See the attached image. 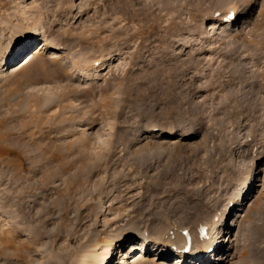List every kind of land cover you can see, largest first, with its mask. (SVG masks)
Segmentation results:
<instances>
[{"label":"rangeland","instance_id":"rangeland-1","mask_svg":"<svg viewBox=\"0 0 264 264\" xmlns=\"http://www.w3.org/2000/svg\"><path fill=\"white\" fill-rule=\"evenodd\" d=\"M115 1L0 0V249L11 231L19 234L14 247L20 249L2 254H23L28 245L37 249L28 264H100L107 241L135 225L152 242L142 245L139 234L118 243L110 264H171L178 255L161 256L154 232L161 220L173 236L188 228V246L199 247L196 231L180 228L193 226L192 216L172 211L205 187V202L215 201L210 215L199 219L207 229L203 239L226 221L220 264H264V243L250 240L253 224H262L253 210H264V0H144V7L155 3L150 22L143 15L124 20ZM231 10L236 15L227 18ZM143 26L145 35L138 31ZM235 46L240 57L230 53ZM28 53L35 58L27 64ZM197 62L186 80L176 81L186 91H202L190 101L202 111L204 129L182 139L193 118L172 111L177 106L166 101L168 79L160 88L150 77L161 69L177 76ZM237 66L246 68L244 83L212 85ZM251 82L256 85L248 87ZM241 86L250 92L242 106L258 109L253 117L228 101ZM182 89L174 93L186 108ZM170 124L176 134L147 132L150 125ZM248 171L252 181L243 202L239 192ZM25 189L32 192L21 197ZM61 203L68 219L50 214L45 230H62V238L36 241L29 229L40 227L47 210ZM24 207L26 219L17 211ZM203 248L206 260L212 258V247ZM197 252H186L184 264L201 260ZM0 264L7 261L0 258Z\"/></svg>","mask_w":264,"mask_h":264},{"label":"bare ground","instance_id":"bare-ground-1","mask_svg":"<svg viewBox=\"0 0 264 264\" xmlns=\"http://www.w3.org/2000/svg\"><path fill=\"white\" fill-rule=\"evenodd\" d=\"M157 2H159V1H157ZM115 3H117V8L126 16L125 17V19L124 20H126V21H134L137 17H139V16H145L146 18H145V20L147 19L149 22L151 21V19L149 20L148 18H149V16H151L152 14H153V8H154V6H155V3H150L149 4V6L148 5H146L145 7L147 8H145L144 7V0H116L115 1ZM249 9L248 10H250L251 8H252V5H251V3L249 4ZM136 7H138V8H136ZM248 10H247V12H248ZM237 13L239 12L238 11V9L237 10H235ZM236 15V13L234 12V11H228V15H227V18H229L230 16H232V15ZM147 21V22H148ZM149 26V25H148ZM152 26V25H151ZM146 29H147V26L145 27ZM144 28V26L143 27H141L140 28V30H138L139 31V33H141V32H143L144 33V35H145V32H146V29ZM167 28H169V27H167ZM214 28H216V23L215 24H213L212 26H211V29H214ZM230 28V27H229ZM234 28V27H233ZM153 29H155V27L154 28H152V30ZM168 30V29H167ZM145 31V32H144ZM155 31V30H154ZM156 31H158V30H156ZM155 34V33H154ZM141 36V35H140ZM30 39L31 38V36H27V39ZM263 42V41H262ZM264 43V42H263ZM42 43H40V45H41ZM44 45H46L45 43H44ZM43 47H41V49H42ZM230 53H232V56H236V57H240L241 56V53H240V47L238 46V47H234V48H232V50L230 51ZM37 56L39 57V55H40V52H37ZM256 55V54H255ZM28 56H30V58H28L29 60L27 61V64L28 63H30L32 60H34V58H35V56L34 55H30L29 53H28ZM25 57V56H24ZM194 59V58H193ZM37 60H38V58H37ZM198 63V65H193V64H188V65H186V67L183 69V71H181V73H179L177 76H175L174 75V73H171L170 72V74L169 75H166L165 74V70L164 69H161V70H163V72H161V71H157L156 73H154L153 75H151V77H150V79L152 80L151 82H154V85H157L158 87H162V85L163 84H165V80H167L168 79V82H166V84H167V89H168V92L169 93H167V98H166V101H168V102H170V103H174V102H176V109L175 110H172V111H176V110H178L176 113L177 114H179V115H181V114H184L185 112L190 116V117H192L193 119H191V121H190V123L189 124H192L193 126H192V128H187V129H185L184 131H182V133H181V138L182 139H188V138H191L195 133H198V132H201L203 129H204V125H203V122H204V118H203V114H202V111H200V110H198V106L195 104V103H193V102H191L190 101V99H192L195 95H197V94H199L200 92H202V91H200V89H197L196 87H194V86H189V88L190 87H192L193 89H187L188 91H186V90H184V88L182 89V87L181 86H178L177 85V81H183V80H186V77L189 75V73H191L193 70H195V69H198L199 68V65H200V63L199 62H197ZM42 66V65H41ZM95 69V68H94ZM244 69H246L245 67H243L242 66V68H240V67H236V68H232V70H230L231 71V75L229 76V74L227 75L228 76V78H224V77H226V76H224L223 78H224V80L225 79H227V80H223L222 78H221V81L219 80V83H217V82H214V83H212V85H218V87H226V86H230V85H234V84H237L236 83V81H237V79H239L240 81H241V84L242 83H244V81H246V78H244L245 80H243V78H242V75H244V73L242 74V72L244 71ZM92 69H87L86 70V72H85V74L86 75H88L89 73H90V71H91ZM225 75V74H224ZM176 77H177V81H176ZM245 77V76H244ZM222 80H223V82L225 83V85H222V84H220V83H222ZM248 80V79H247ZM254 82V81H253ZM253 82H251L249 85H248V87L249 86H252V87H254L255 85H256V83L255 84H253ZM246 85V86H247ZM242 87V86H241ZM182 89V91L180 92L181 94H183V97H184V95H185V97H184V100L186 99V101H187V105H188V107H186V108H184V102H182V100H183V98H181V97H179V95L180 94H176V93H174L175 91H176V89ZM196 88V90H194ZM245 88H241V89H239L238 91H232V92H230L229 93V98H228V101H231V102H235V104H236V108L237 109H247V112L249 111V116L250 117H253V113H256L257 111H258V109L255 107V108H253L252 106H251V104L249 105H247V106H242V104H244L243 102H242V98H246V97H249V93L250 92H247L246 90H244ZM195 91H197L196 93H195ZM244 91L246 92V93H244ZM195 94V95H194ZM137 95H139L138 96V98L139 97H144L145 95H146V92L144 91L143 93H138L137 92V94H136V96ZM182 96V95H181ZM253 99V98H252ZM130 100V99H129ZM134 100H136V99H134ZM254 100V99H253ZM178 101V102H177ZM248 101H250V100H248ZM249 103V102H248ZM257 104V103H256ZM259 104V103H258ZM225 105V104H224ZM223 105V106H224ZM254 105V104H253ZM260 105V104H259ZM226 106V105H225ZM239 107V108H238ZM226 108V107H225ZM197 110H198V112H197ZM183 111V112H182ZM235 111V110H234ZM236 111H238V110H236ZM237 113H239V111L238 112H236V114ZM187 114H185V115H187ZM229 114V113H228ZM234 115H235V112L233 113ZM178 116V115H177ZM197 116H199V118L197 117ZM184 117V116H183ZM197 119H196V118ZM186 118V117H185ZM196 119V121H194L195 119ZM193 120V121H192ZM201 122H200V121ZM256 120V119H255ZM259 120V119H258ZM257 121V120H256ZM182 123H185V125H187V122H182ZM260 123V122H259ZM262 123H263V121H262ZM189 124H188V126H189ZM165 125H167V124H165ZM171 126V127H170ZM170 126L169 127H164V126H162V127H158V126H156V125H150L148 128H147V132H155L156 130V132L158 133L157 135H155V136H158V135H160V133H162V134H164V133H167V134H169V135H171V133H174V134H176L177 133V130L176 129H178V127L177 126H175V125H171L170 124ZM172 126H174L173 128H172ZM191 126V125H190ZM186 127V126H185ZM193 127H197V129H196V131L194 130V131H192V129H194ZM257 133V132H256ZM259 135V134H258ZM260 138V137H259ZM256 139H258V138H256ZM253 140V139H252ZM255 140V139H254ZM261 140V139H260ZM263 141V140H262ZM261 141V142H262ZM264 142V141H263ZM255 143H258V142H255ZM85 146V145H84ZM83 146V147H84ZM87 148V147H86ZM223 148H224V146H223ZM234 149V148H233ZM199 149L198 148H195L194 149V151H198ZM235 150V149H234ZM48 151V150H47ZM224 151V150H223ZM50 154V153H49ZM59 154V153H58ZM60 156V155H59ZM62 157V156H61ZM59 158V157H58ZM52 161H54V160H57L56 159V157L55 156H53L52 155ZM66 164V163H65ZM64 164V165H65ZM221 164H222V162H221ZM63 165V166H64ZM67 165V164H66ZM217 165H218V163H217ZM70 166H72V165H70ZM25 167V166H24ZM61 168V167H60ZM68 169V168H67ZM69 170V169H68ZM33 172V171H32ZM63 172V171H62ZM252 173H251V171H248L247 173H246V175H245V177L243 178V182H241V186L240 185H237V186H240V188H241V190H240V192H239V195H241V201H245V198H243V196H245L246 195V193L244 192V190L247 188H249L250 187V182L252 181V175H251ZM20 179H22V178H20ZM19 181V180H18ZM213 186V185H212ZM243 187V188H242ZM31 188V187H30ZM30 188H27V190H29ZM26 189L24 190V191H21V197H22V194H25V193H30V192H32L31 190L30 191H27ZM204 190H205V187H204V189L202 190H199V192H198V197L197 198H193V196L192 197H190V198H188L189 200H187L186 202H187V204H186V206L184 205V207H182V208H179V209H176V210H173L172 212L174 213V212H182V213H184V214H186L187 216L188 215H191L192 216V219H193V223H194V225L193 226H190L191 224H183V225H180V228H183V227H189L190 228V230H195L196 231V233L195 234H197L196 235V237L197 238H199L200 240H201V242H202V244H200L199 245V247H190V246H188V245H191L192 244V240L190 239V237L188 236V234H189V229L188 228H186V229H183V233H185L186 235H183V234H181V235H171V234H169L170 233V230H171V225H170V227H168V225H166V223L164 222V221H160V219H157V218H154L153 220H154V222H156V221H160V227L159 228H157V232H154V234H156V235H158V237H157V239L159 240V243L156 245L155 244V246L154 247H156V251L157 252H159V254H161V256H166V254H168V253H171V254H174V255H178L177 257H175L173 260H175V261H173V260H171L169 263H171V264H184V263H186L187 262V260L189 259V255H185L186 254V252L184 251L186 248H188V247H190V251L189 252H192L193 254L192 255H196L195 254V252L196 251H199V252H197V253H201L202 254V251L204 250V245H206V244H209V247L211 248H213L214 250H215V252H214V254H213V257L212 258H209V260H206V256L205 255H203L202 256V259L201 260H203V261H201V260H196V259H193V258H191V260H192V262L194 263V264H202V263H207V262H209V263H211V264H220L222 261H223V258H221V256H219L218 254H219V252L221 251V250H224V248H225V246H220L218 243L220 242V238L222 237V229H223V226H224V224H225V222L226 221H224L223 222V224H222V227L219 225V227L217 226V228L218 229H216L217 231H216V233H215V235L214 236H211L212 235V233H211V237H210V239L208 240V238H206V239H203L204 237L202 236V234L200 233V231H201V229H202V227H203V225H201L200 224V221H199V219L201 218V216H203V215H210V213L212 212V210H213V205H211L212 204V202H214V201H211V199L208 201H206L205 202V199L207 198V194H205L204 193ZM246 191V190H245ZM24 197V196H23ZM234 203H236V200L234 201ZM62 204L63 203H61V205H60V208H58V210H57V208L56 207H54V209H48L47 210V212H46V214L48 215L47 216V218H46V220H44L43 221V224L40 226V227H36L35 229L34 228H30L29 229V233H30V235H32V238H34L36 241L38 240H40L41 238H43L44 236H46L47 235V237H49V238H51V240L53 239V238H62V230H58V231H56V232H54V233H49L48 231H46L45 230V226L50 222V221H52L53 219H54V217L52 216V215H55L57 212H61V215L63 216V217H60L59 216V218H64V219H68V210L66 209L67 208V206L65 205V207H63L62 206ZM68 204V203H67ZM233 204V203H232ZM230 205V204H229ZM227 206L226 207V209H225V211H229V209H230V206ZM89 206H91V205H88V207ZM236 207H237V205H236ZM25 208L26 207H24V208H20L19 210H17L18 212H21L22 214H23V218L24 219H26V216L29 214V211L27 212L26 210H25ZM83 209V208H82ZM230 212V211H229ZM232 212L233 211H231L230 212V214H232ZM249 212V211H248ZM253 212H254V214L257 216V220L258 221H262V224L261 225H258L257 223H254L253 224V230H254V238H250V240L251 239H255V241L256 242H258L259 244H263L264 243V210H263V208L261 209V206H259V205H257V207L255 208V210H253ZM83 213V212H82ZM226 213V212H225ZM50 214H52V215H50ZM60 215V214H59ZM85 218H84V220H86V219H88L89 218V215H87V216H84ZM159 217V216H158ZM229 217H230V215H229ZM245 217V216H244ZM254 217V216H253ZM256 218V217H255ZM214 220H215V217H214ZM227 221H228V219H226ZM252 222V221H251ZM186 223V222H185ZM216 223V222H215ZM214 223V224H215ZM81 225H82V223H80ZM252 224V223H251ZM78 225V224H77ZM228 225H230L229 224V222H227V226L226 227H224V229H228L229 228V226ZM221 227V228H220ZM252 229V228H251ZM138 229L135 227V225H133L130 229H128L126 232H122V233H119L118 234V236L115 238V239H113V240H109V241H107V243H106V245H105V247H104V250H103V252L100 254V257L98 258L99 260H100V264H110L111 263V260H112V257H113V254H114V250H116V248L118 249V247H117V244L118 243H121L122 244V242L123 241H126L127 239H130L131 237H136V236H139V234H140V237L139 238H141V241H140V243L142 244V245H144V244H150V242H152V240H149L150 238H148V235L147 236H145L144 234H141L140 233V231H138ZM174 231V230H173ZM20 232V230L19 231H17V233H19ZM8 233L10 234V232L8 231ZM11 233L12 234H10L9 236V238L8 239H4V241L2 240V242H1V249H0V258L1 259H4L5 261H7V264H28L29 263V257H32V253L33 252H36L37 251V249L35 248H31L30 246H28V245H25V246H22L23 248H21V249H24V253L22 254H19V253H17L15 256H11V255H6V256H4L2 253L4 252V250H6V249H10V248H13L14 250H15V252H19L20 251V249H18V248H15L14 247V243H15V241H16V239L19 237V234H16L15 235V233L16 232H13V231H11ZM191 233V232H190ZM209 234H210V232H209ZM247 235H249V233L247 234ZM250 235H252V233L250 234ZM246 238H249V237H247L246 236ZM238 238L236 237L235 239H233V241H235V240H237ZM55 240V239H54ZM185 240H187V241H185ZM198 240V239H197ZM223 240V239H222ZM56 241V240H55ZM229 241V240H228ZM232 241V242H233ZM51 242V241H50ZM255 242V243H256ZM164 243H170L169 244V248L166 250V248H163L162 246L164 245ZM48 244V243H47ZM53 244H55V242L53 241ZM97 245H99V242L97 243ZM51 246H53V245H51ZM47 247V246H46ZM152 247V246H151ZM211 248V249H212ZM143 249H144V246H143ZM146 249L148 250V249H150V247H148V246H146ZM207 249V248H206ZM211 249H209V250H211ZM18 250V251H17ZM134 250H138L137 248H134ZM176 250H177V252H176ZM209 250H207V252H209ZM149 251V250H148ZM14 252V253H15ZM50 252V251H49ZM176 252V253H175ZM121 253H123V256H126V254L123 252V251H121ZM163 253H165V254H163ZM218 253V254H217ZM11 254V253H10ZM40 254H42V252L40 251ZM217 254V255H216ZM57 255V254H56ZM191 255V254H190ZM158 257H159V255H157ZM215 256V257H214ZM50 257V256H49ZM62 259V258H61ZM60 259V260H61ZM53 260V259H52ZM58 262H59V260H58ZM48 264H51V262L50 263H48ZM53 264H58V263H53ZM133 264H156L155 262H145V261H143L142 259H139V260H136V261H134V263Z\"/></svg>","mask_w":264,"mask_h":264}]
</instances>
